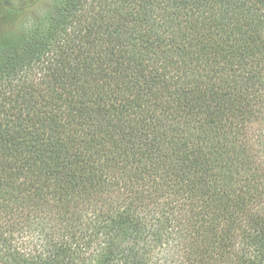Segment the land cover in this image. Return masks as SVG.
<instances>
[{
    "label": "trees",
    "instance_id": "1",
    "mask_svg": "<svg viewBox=\"0 0 264 264\" xmlns=\"http://www.w3.org/2000/svg\"><path fill=\"white\" fill-rule=\"evenodd\" d=\"M27 1L0 0V264H264V0Z\"/></svg>",
    "mask_w": 264,
    "mask_h": 264
},
{
    "label": "rangeland",
    "instance_id": "2",
    "mask_svg": "<svg viewBox=\"0 0 264 264\" xmlns=\"http://www.w3.org/2000/svg\"><path fill=\"white\" fill-rule=\"evenodd\" d=\"M33 1H36V0H29V1H27L28 3H32ZM35 3V2H34ZM38 4V3H37ZM37 4H33V5H31V6H36ZM7 7H10L9 6V3H7V5H6ZM39 7V5H37L35 8H38ZM2 17V16H1ZM2 22V19L0 18V23Z\"/></svg>",
    "mask_w": 264,
    "mask_h": 264
}]
</instances>
